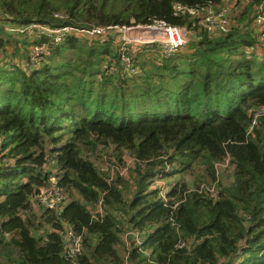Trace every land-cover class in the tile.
Wrapping results in <instances>:
<instances>
[{"label":"trees","instance_id":"16d2710c","mask_svg":"<svg viewBox=\"0 0 264 264\" xmlns=\"http://www.w3.org/2000/svg\"><path fill=\"white\" fill-rule=\"evenodd\" d=\"M222 1L0 0V19L89 28L157 19L192 27L190 17L175 14L176 4ZM262 1L237 0L231 31L194 28L189 45L172 56L154 45L131 51L134 76L121 65L113 36H70L34 68L15 56L0 65L3 264H68L66 225L83 234L81 264H124L129 226L146 233L151 253L133 248L135 264H264V115L248 133L254 110L264 107V40L256 23ZM6 35L0 30L5 56ZM101 145L123 162L127 153L135 159L130 176L108 183L109 172L87 154ZM228 157L229 183L216 168ZM50 158L70 198L61 213L33 206L49 185ZM158 175L181 177L168 180V204L151 187ZM219 177L216 195L200 190ZM102 192L104 218L92 221Z\"/></svg>","mask_w":264,"mask_h":264},{"label":"built area","instance_id":"2783aa9c","mask_svg":"<svg viewBox=\"0 0 264 264\" xmlns=\"http://www.w3.org/2000/svg\"><path fill=\"white\" fill-rule=\"evenodd\" d=\"M237 0H223L221 3H209V4H197V5H175L176 15H185L193 20L192 27L173 25L165 20H153L147 24L136 25H115V26H94V27H76L73 25L64 26H51L46 23L29 22L26 24H17L15 22L4 21L0 19V30H4L13 37L24 38L29 40L31 52H29V67H36L46 53L49 52V48L57 47L66 42L70 36L86 37V38H99L102 41L106 40L109 35L113 34L114 29H118V52L120 55V63L124 67L126 73L130 76H134L138 67L134 64V59L131 51H135V48L144 46H153L154 44L161 45V52L165 56L174 55L179 49L183 48L188 39L184 29L190 35L193 33L194 28L205 30L209 33L222 34L231 31L232 29V13L236 8ZM258 14L256 16V23L261 28V38L264 40V0L257 7ZM0 17H3L0 10ZM38 40H42L39 42ZM116 40V39H115ZM253 50V47H250ZM12 62L11 57L5 56V53L0 48V65L8 64ZM112 64V71L114 68ZM254 118L252 119L251 127L248 133H251L253 127L258 122V117L264 115V107L254 110ZM46 165L49 173V185L41 190L36 199L33 202L35 208L40 206L54 210L61 213L69 202V195L59 185L58 170L55 160L53 158L48 159ZM135 159L130 156L129 153L125 156L126 166L120 168L118 165L113 164L111 170H115L116 174L112 172L109 174L108 183L113 182L117 177H125L130 171V168ZM230 158H226L224 161L217 162L216 168L220 176L221 170L231 168ZM108 170L109 168H99L100 172ZM124 169V170H123ZM169 169V168H168ZM103 173V172H102ZM210 184H203L200 190L205 193L213 195L217 194L218 182ZM151 187L158 189L159 198L165 204L169 201L170 183L161 178L160 175L156 176L152 182ZM121 188V185H120ZM106 192H102L99 197V201L95 208L92 210V221H102L105 214L104 195ZM146 233L142 230L134 227H127L123 238L128 245L129 257L133 248L138 249L146 256H150V251L143 247ZM129 242V244H128ZM182 242L180 245H184ZM84 253V237L82 233H78L73 226L66 225L64 231V248L63 257L68 264H81L80 258Z\"/></svg>","mask_w":264,"mask_h":264},{"label":"rangeland","instance_id":"374dc122","mask_svg":"<svg viewBox=\"0 0 264 264\" xmlns=\"http://www.w3.org/2000/svg\"><path fill=\"white\" fill-rule=\"evenodd\" d=\"M63 14H64V12H63ZM184 30H185V33H186V38L188 39V42L186 43V45L184 47H187L189 45V43L191 42L192 36L190 35L189 32H187V29H184ZM118 35H119L118 29H114L113 34L109 35V36H113L116 39V42L118 43V41H117ZM4 39H5V41L8 40V42H9V48H8V52H10L9 56L10 57H14L15 56V58H16V59L13 58L14 59L13 62H15L16 64L18 63L23 68H28V66H29L28 65L29 52H31V49L29 50L30 47H26L25 48L23 46V44L25 43L24 42L25 39L24 38H19L18 39L19 41H18L17 37H13V36H9L8 37V35H6L4 37ZM15 40H17L18 42H16ZM154 46H155L154 47L155 49L161 50L160 49L161 48L160 44H154ZM139 48H143V47H138L137 46L135 48V50H137ZM146 48H150V47L146 46ZM156 56H157L156 52H154L153 54L150 55L151 59L155 58ZM151 69H152L151 65L148 64L147 65V70H151ZM87 154H88V156H91L92 160H94L95 162L98 163L99 168H106V167L109 168L108 170L104 169V171H102V172H109V174L114 172V174H116L115 170H111V166L113 164L118 165L120 168H123V167L126 166L125 161L123 162V161H121V159H116V156L114 155V152H113V148L111 146H110L109 149H107L106 147L101 145V146H99V148H96V150L94 152L87 153ZM98 154H101L103 156L102 160L101 159L98 160L96 158V156ZM128 176H130V171L127 173V175L125 177H128ZM222 176H223V178H222ZM220 177H221V180H225L228 183L231 182L232 181V169H230V168L222 169L221 173H220ZM179 178H181L180 175H177L176 177L174 176L173 178H164V180L165 181H168V180L169 181H173V180H177ZM187 180L191 181L192 178L188 175ZM38 234H40V233H38ZM123 235H124V233H123ZM123 235H122V240H123V244L124 245H123V248H121L120 250H121L122 256L124 258V264H135V262L132 263L130 257H127V255H128V245H127V242L124 240ZM128 244H129V242H128ZM3 261H4V259L0 258V264H3Z\"/></svg>","mask_w":264,"mask_h":264},{"label":"crops","instance_id":"0c3cea01","mask_svg":"<svg viewBox=\"0 0 264 264\" xmlns=\"http://www.w3.org/2000/svg\"><path fill=\"white\" fill-rule=\"evenodd\" d=\"M234 10H235V11H237V10H236V8H234ZM234 10H233V13H232V15H235V12H234ZM232 17H233V16H232Z\"/></svg>","mask_w":264,"mask_h":264}]
</instances>
